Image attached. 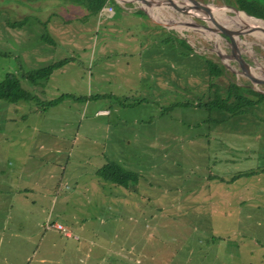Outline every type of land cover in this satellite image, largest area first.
Listing matches in <instances>:
<instances>
[{
    "label": "crops",
    "instance_id": "0c3cea01",
    "mask_svg": "<svg viewBox=\"0 0 264 264\" xmlns=\"http://www.w3.org/2000/svg\"><path fill=\"white\" fill-rule=\"evenodd\" d=\"M152 1L117 0L112 17L99 12L89 14L85 8L74 6L72 12L78 15L73 21L74 38L65 39L61 35L64 30L60 24L66 25V21L52 28L59 36L54 40L58 43L55 47L71 54L49 60L47 66L61 60L67 62L40 80L43 83L35 87L36 92L33 87V94L21 87L29 98L16 102L0 98V208L4 209L0 213V264L254 262L257 253L252 250L244 253L242 238L232 249L214 243L221 238L219 234L223 232L219 230H223V226H219V230L210 229L204 237L197 235L204 243L198 254L188 249L185 256L179 255L177 245L172 253L146 254V247L155 248L160 243L152 229L156 225V213L167 205L179 214L185 204L203 208L210 216L207 220L218 225L237 222L238 217H232L236 209L240 215L242 208L249 207L246 218L251 219L255 216L252 212L264 206L262 186L256 185L264 178V166L242 163L257 156L258 148L251 151L249 144L242 151L240 135L226 136L219 115L210 118L212 78L217 76L226 83L231 77L227 80L224 71L211 75L209 62L213 59L203 52L204 59L203 53L195 51L197 42L187 35L186 28L182 29L184 37H179L171 28H178L176 19L158 10L174 11L177 18L182 13L187 19L192 11L185 5L191 3L189 0ZM156 1L161 7H156ZM152 4L153 10L150 9ZM176 6L185 8L178 11ZM89 15L96 23L94 30L99 25L102 36L83 44L77 38ZM49 17L45 22L48 27L51 17L56 15L52 13ZM178 60L184 71H175ZM13 62L16 66L11 63V71L6 76H15L20 86L21 82L36 86L24 76L29 71L15 58ZM190 64L194 67L192 70L188 69ZM88 67L93 71H87V94H80L84 75L81 70L86 72ZM38 69L41 68L33 71ZM66 80L67 84L61 86ZM188 84L194 88L186 87ZM49 102L55 104L48 106ZM64 107L70 113L57 115L59 108ZM102 111L107 113L97 114ZM131 112L140 114L129 117ZM174 113L180 116L171 119ZM82 117H88V121H81ZM210 119V126L215 129L208 126L211 129L205 130L206 133L191 132L193 127ZM183 120L185 127L176 134L174 128L181 126ZM67 138L70 142L80 138L88 141L90 159L101 161L90 168L95 185L92 190L86 185L81 190L78 188L83 186L81 181L75 182L79 175L67 177L70 164L65 148ZM146 147L159 151L158 158L164 160L175 159L169 155V150L180 157L193 149L197 158L217 161V169L207 170L197 187L188 188L182 198L155 205L157 212L148 215L150 230L145 225L150 199L138 187L141 171L131 162L145 157L155 160L154 153L145 152ZM132 148L138 153L133 154ZM251 152L256 154L251 155ZM108 164L138 175L137 182L119 185L102 179L97 171ZM241 173L249 174L233 178ZM190 177L187 175L184 179ZM70 178L75 188L67 194L63 189L71 186ZM55 224L62 225L66 233L54 229Z\"/></svg>",
    "mask_w": 264,
    "mask_h": 264
},
{
    "label": "rangeland",
    "instance_id": "374dc122",
    "mask_svg": "<svg viewBox=\"0 0 264 264\" xmlns=\"http://www.w3.org/2000/svg\"><path fill=\"white\" fill-rule=\"evenodd\" d=\"M115 1L117 2V0ZM199 1L204 4L211 3L215 6H223L226 3L228 6L241 8L244 10L248 9V3H246L244 0H225L224 4L221 3V0ZM256 2V5L253 4V6L250 7L254 8L248 10H250L251 13L253 12V14L255 13L263 15L264 0H257ZM74 3V0H0V52L2 53V55L0 54V83L4 81L6 74L10 73L11 70H9V67L11 66V63L12 65H15L13 62L14 58L23 69L31 72L34 68H42L47 66V63L51 62L49 60H57L61 56H70L69 54L71 53L68 51L67 53H62V49L55 47L58 46V43L54 40H57V38L59 39V36L57 31H52V28L55 26L58 28V24L66 21L68 24L66 22V25L60 24V28L64 30V32L61 31V35L65 36V39L74 38L73 34L75 26L73 21L75 18H78V15L74 14L72 10H75L74 6L82 7ZM137 4L139 6L141 5V2H136V5ZM150 9L153 10V4ZM158 10L164 15L169 14V16H173L176 19V26H178V28L174 26H171V28L177 32L179 37H184V31L182 32L180 27L186 28L188 30L189 33L187 35L192 37L193 40L197 42L194 46L195 51L199 53L205 52L209 57H211V59H213L210 68L213 69L216 74H218L220 70L223 69L222 71H224L226 74V79L228 80L231 77V81H226V83H223L222 80H219L217 76H215L214 80L212 78L211 90L213 93L210 97V118H212L214 114L219 115V119L221 123H223L226 136H233V133L240 135L241 145L239 146L242 147V151H245L244 147L247 145L249 146V144L251 146V151H254V147L258 148L257 150L259 151L257 156L252 159L242 161L243 164L257 165L258 167L264 166V101L261 100V98H259V94L256 93L257 91L264 93V42L256 39L252 33L245 34L249 31L247 29L250 28L249 26L252 24V22L237 21L238 23H234L233 21L224 20L213 16V18H215L221 25L225 26L229 30L239 31L240 28L238 29L237 25H242L245 29L242 30L243 32L239 31L243 33L241 36H239V38L244 41V45L239 47L238 51V54L241 55V59L247 63V65H244L240 63L237 55L234 56L232 52H230L229 45L224 41L223 38L219 37L217 33H213L207 29L201 28V26L205 25L204 21L201 19L192 15H189L188 18L185 19L183 18L182 13H179L178 15L180 16L177 18L174 14V11L172 12L169 9H165V11L162 9ZM52 13H54L56 17H51V25L48 27L47 23L45 22ZM191 13L193 15L196 14L195 12H190V14ZM224 13L228 17H235L234 13ZM241 15L244 16V13H241ZM95 24L96 23L93 21V18L89 15L84 22V29L77 40H81L83 44H86L93 40L100 39L102 36L100 32V26L97 25V30H94ZM161 24H163V22ZM193 24H195V26H193ZM77 25L78 24L76 23V26ZM163 25L170 26L167 24ZM206 25L209 27H214L209 22H207ZM214 34L217 35V41H214ZM176 41H178L179 44L181 43V41L178 39H176ZM247 47H249V50ZM202 57L205 59L204 53L202 54ZM206 59L209 60L207 57ZM216 62L220 66L216 64ZM175 64L177 66L175 71H184L181 70L182 66L179 60L176 61ZM216 65L219 66L220 70L216 67ZM193 68L194 67L192 64L188 66V69L190 70ZM87 69L88 70H86V72L81 70L84 75L83 82L80 84V94H87V71H93V68L90 69V67H88ZM244 71L252 74L255 79L252 77V79L246 77L244 74L247 72L245 73ZM28 73L26 72L25 74ZM255 80H258L259 82H255ZM39 81L40 80L34 81L33 84H36V86H32L30 82H21V87L24 90L26 89V92L33 94V87L34 92H36L35 87L43 83ZM66 84L67 80L64 81V84H61V86H65ZM191 85L188 84L186 87L194 88ZM216 86H218V93H216ZM52 87L53 86L51 84L49 89L51 92ZM92 87L93 83L91 81V88ZM249 101L254 103H250ZM145 109H147V107ZM63 113H70V111L67 109V107L59 108L57 115H61ZM133 114L134 113L131 112V115L128 114V116H137L140 114V112H135V114ZM179 116L180 115H177L176 113L171 114V119H176ZM162 117H165V115H162ZM55 119H58V117ZM80 120L88 121V117H82ZM181 122V126L179 125L177 129L174 128L175 131L177 130L176 134L179 129L182 130L183 127H185V121L183 120ZM211 122V119L209 121H205V123L202 125L193 127L191 132L193 134L206 133L205 130H208V128L211 127ZM211 128L215 129V127ZM174 130L171 131L174 132ZM65 148L66 156L68 157V155H70V164L67 167V177L74 174H76V176L79 175L75 182L77 183L78 181H81L83 186L78 188L81 190L86 185L92 190L95 185H93V177L90 175V168H95V164H98V162L101 161L90 159L91 149L89 142L81 140V138L79 140L70 142L69 138H67ZM149 151L154 153L155 160L145 157L131 161L135 168L141 171L139 176L141 179L138 182V187L142 191V194H144L146 198L150 199V203H147L146 207L147 221L145 225L148 227V230H150L151 225L149 223L148 215L151 212H157L155 205H159V203L164 205L175 198H182L184 194L187 193L188 188L197 187L202 179V175H204L207 170L217 169V161L201 160L196 157L197 154L193 149H191L189 152L181 154L180 157H177L174 152L169 150V155L174 156V160L159 159V151H156L154 148L146 147L145 152L148 153ZM132 152L133 154H137L138 150L132 148ZM205 152L206 151L204 150L202 157L205 156ZM250 154L253 155L256 153L251 152ZM187 175L191 176L189 180L184 179V176ZM69 180L71 181V186L69 188L66 186L65 189H63V192H66L67 194L70 192V190L75 188V182L73 178H70ZM256 185L258 187L262 186V199L264 200V178H262L260 182L256 183ZM136 200H138V198H136ZM179 210L181 211V209ZM174 211V209H171L167 205L166 207H163L162 211L156 213L154 221L156 225L153 227L152 231L158 235L160 243H157L155 248L146 247L147 255L153 253L154 251H156V253H161L163 251H169L172 253L176 245L178 246L176 248L179 252V255L181 254L185 256L188 249H192L198 254L200 248L203 246L202 244H204L202 243L201 239H198V236L204 237L207 232L211 231L210 229L213 228V230H216L217 228V230H219V226H223L224 229L219 230L220 232H223L222 234H219L221 238L217 239V241H214V243H218L221 247L224 246L226 249H232L234 248V244L235 247H237L240 238H242L243 252L245 253V251L249 252L252 250L254 253H257V256L254 257V262L252 259V264H264V251L262 250L264 249L263 205H260L258 212H252V215L255 214V216L251 218L252 220L246 218V214L249 213V207H245L244 210L243 208L241 209L242 212L240 215L237 214V212H239L238 209L233 211L232 217L236 215V217L239 219L237 222H230L229 224L219 223V225L215 222L212 223L210 220H207V218H210V216L206 214V211L203 208L189 207L187 204H185V207L182 208V212L180 214L175 213ZM2 212H4V209L0 208V213ZM253 218L256 220H253ZM222 238L224 239L222 240ZM204 247L209 248L206 245ZM149 263L160 264L159 262L153 261H150ZM149 263L146 262L145 264Z\"/></svg>",
    "mask_w": 264,
    "mask_h": 264
},
{
    "label": "trees",
    "instance_id": "16d2710c",
    "mask_svg": "<svg viewBox=\"0 0 264 264\" xmlns=\"http://www.w3.org/2000/svg\"><path fill=\"white\" fill-rule=\"evenodd\" d=\"M74 1H75L74 4L82 6L90 14L95 15L103 8V6L107 3L108 0H74ZM244 1L248 3V6H247L248 9L254 8V7L252 8L250 7L253 6V4L254 5L257 4L256 2L257 0H244ZM248 9L247 10L241 9V10H244L247 14L251 15L252 17L259 18L264 21V14L263 15H259L255 13L253 14V12L251 13V11ZM66 62L67 60H61L56 63H52L44 68L31 71L28 74H25L24 76L28 80L34 83V81L41 80V79L48 77L53 72V70H55L56 68H58L59 66L63 65ZM211 62H209L210 65H211ZM216 64L218 63L216 62ZM219 66L216 65L218 69H219ZM222 70H220L219 73H222L223 72ZM213 72H214L213 69H211V75H216V73H213ZM244 88H247V87H244ZM256 93L259 94V98H261V100L264 101V93L262 92H256ZM0 98L5 99L7 101L16 102L20 100L21 98H24V99L29 98V95L26 94V92L21 88L19 80L15 76L10 74V75H7L4 81L0 83ZM250 103H254V102H250ZM54 104L55 102H49L48 106H53ZM210 104L211 102H209V105ZM97 174L102 179L111 181L119 185H127L129 183H136L138 179V175L125 171L121 167L114 165V164H108L102 167L101 169L97 171ZM246 174H249V173L236 174L233 178H237L238 176L246 175Z\"/></svg>",
    "mask_w": 264,
    "mask_h": 264
},
{
    "label": "water",
    "instance_id": "95a60500",
    "mask_svg": "<svg viewBox=\"0 0 264 264\" xmlns=\"http://www.w3.org/2000/svg\"><path fill=\"white\" fill-rule=\"evenodd\" d=\"M189 2L191 3V5H187L186 4L185 7L187 9H190L192 12L198 13L199 15H195L194 17H197V18L201 19L205 23V25L201 26V28L207 29V30H209V31H211L213 33H217L218 36L223 38L224 41L229 45L230 52H232V54L234 56H236V55L238 56L240 63H242L244 65H247V63H245L241 59V55L238 54L239 47H241L243 45L241 42H244V41H242L239 38V36H241L243 33L239 32V31H232V30L227 29L225 26L221 25L215 18L212 17L211 12L214 9H217V10H220V11H228V12H231V13H236V12L240 11V12L244 13L245 15H247L250 18H253V17L249 16L244 10H241L239 8L232 7V6H225V5H223V6H215V5L211 4V3H209V4L201 3L199 0H189ZM155 3H156L155 5H156L157 8L161 7V5L159 3L157 4V1ZM185 7H182V6H178L177 7L176 6V9L179 11V10L184 9ZM211 7L214 8V9L212 10ZM217 10H214V11H217ZM256 20H259V19H256ZM261 21L264 23L263 20H261ZM207 22L212 24L214 27L207 26L206 25ZM193 26H195V24H193ZM247 33H250V31L246 32L245 34H247ZM237 41H239V43H237ZM244 75L246 77H248L249 79L251 78L247 74H244ZM257 92H259V91H257Z\"/></svg>",
    "mask_w": 264,
    "mask_h": 264
},
{
    "label": "bare ground",
    "instance_id": "6f19581e",
    "mask_svg": "<svg viewBox=\"0 0 264 264\" xmlns=\"http://www.w3.org/2000/svg\"><path fill=\"white\" fill-rule=\"evenodd\" d=\"M142 1V0H141ZM146 1H152V0H146ZM153 2V1H152ZM154 5V4H153ZM211 9L213 10L214 8H212L211 7ZM214 10H217V9H214ZM212 11L211 12V14H212V17L213 16H216V17H219V18H221V19H224V20H229V21H233L234 23L235 22H239V21H242V22H245V21H249V22H252V24L249 26L250 28L249 29H247V30H249L250 31V33H252V35L256 38V39H258L259 41H263L264 42V23L261 21V20H256V19H254V18H250V17H248L247 15H245L244 14V16L243 15H241V13L242 12H236V13H234L235 14V17L234 18H232V17H228L224 12H228V11H220V10H217V11H219V12H215V11ZM149 12L151 13L152 11H150L149 10ZM215 12V13H214ZM196 13V12H195ZM222 13V14H221ZM224 14V15H223ZM191 15L192 16H195V15H199L198 13H196V14H192L191 13ZM208 17V16H207ZM206 17V18H207ZM157 18V17H156ZM237 18V19H236ZM222 21V20H221ZM224 22V21H223ZM237 22V23H238ZM187 23H188V21H187ZM233 23V24H234ZM262 23V24H261ZM192 24V23H191ZM180 25V24H179ZM192 26V25H191ZM229 26H232V25H229ZM183 27V26H182ZM237 28L239 29L240 28V30L239 31H242V30H245L244 28H243V26L241 25H237ZM180 29H183V28H181L180 27ZM181 31V30H180ZM209 31V30H208ZM211 32V31H210ZM243 32V31H242ZM214 36L216 37L217 35L216 34H214ZM214 37V41H217L218 39L217 38H215ZM220 41V40H219ZM237 43H239V41H237ZM242 44L244 43V42H241ZM247 43V42H246ZM247 44H249V43H247ZM244 45V44H243ZM247 49L249 50V47H247ZM254 55V54H253ZM261 68V67H260ZM245 73L247 72V71H244ZM248 76H250V77H252L253 79H255L254 78V76L252 75V74H250L249 72H247L246 73ZM255 82H259L258 80H255Z\"/></svg>",
    "mask_w": 264,
    "mask_h": 264
},
{
    "label": "built area",
    "instance_id": "2783aa9c",
    "mask_svg": "<svg viewBox=\"0 0 264 264\" xmlns=\"http://www.w3.org/2000/svg\"><path fill=\"white\" fill-rule=\"evenodd\" d=\"M118 2H116L115 0H109L104 6L103 8L99 11V14L100 15H105L107 17H112L114 15V12H115V5L117 4ZM107 112L106 111H102V112H98L97 114H106ZM54 229H56L57 231H61L63 233H66L65 232V229L63 228L62 225L60 224H55L53 226Z\"/></svg>",
    "mask_w": 264,
    "mask_h": 264
},
{
    "label": "flooded vegetation",
    "instance_id": "af4514ba",
    "mask_svg": "<svg viewBox=\"0 0 264 264\" xmlns=\"http://www.w3.org/2000/svg\"><path fill=\"white\" fill-rule=\"evenodd\" d=\"M216 38V37H215Z\"/></svg>",
    "mask_w": 264,
    "mask_h": 264
}]
</instances>
